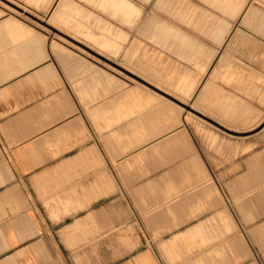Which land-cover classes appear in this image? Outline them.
I'll return each instance as SVG.
<instances>
[{
	"label": "crops",
	"instance_id": "crops-1",
	"mask_svg": "<svg viewBox=\"0 0 264 264\" xmlns=\"http://www.w3.org/2000/svg\"><path fill=\"white\" fill-rule=\"evenodd\" d=\"M34 17L0 5V264H264V24L150 16L175 53L131 80Z\"/></svg>",
	"mask_w": 264,
	"mask_h": 264
},
{
	"label": "rangeland",
	"instance_id": "rangeland-1",
	"mask_svg": "<svg viewBox=\"0 0 264 264\" xmlns=\"http://www.w3.org/2000/svg\"><path fill=\"white\" fill-rule=\"evenodd\" d=\"M58 1L52 0L49 5H37L30 0H0V5L13 11L27 10L33 12L35 19H39L40 22L51 28V34L77 47L79 51L89 56L100 58L110 68L125 74L131 80L133 78L140 79L139 77L148 78L145 73L149 71L142 65V68L139 66V60L147 64L151 62V64L157 65L161 60L164 62L167 59V62H171L170 58L175 53L160 42H156L148 32L149 30L140 27L141 22L144 23L145 19L150 16L158 20L168 21L206 42L215 40L202 33L193 23L188 24L186 21H182L183 15L188 10L192 11L200 7L205 9L206 12L221 20L222 27L227 30L230 28L234 30L238 25L247 23L264 24V18L261 16L264 14V0H241V2L244 1V6L238 13H235L234 9L236 0H76L82 6V11L75 13V18L81 22H79L81 26L77 28L54 20L53 13ZM122 2L125 3V6ZM131 6H134L136 10L138 8L142 10L140 17L132 24L105 10L106 8L128 10ZM96 17L104 19L110 27L106 28L105 24L100 23ZM120 32L126 35L124 36ZM97 37L107 39L115 48L103 46L96 39ZM135 45H138L137 48ZM132 52L135 53L132 54ZM194 100V96L189 98V102ZM192 106L195 105L192 104ZM190 110L203 116L191 106ZM204 118L213 123L211 119ZM234 133L240 137L249 132Z\"/></svg>",
	"mask_w": 264,
	"mask_h": 264
}]
</instances>
